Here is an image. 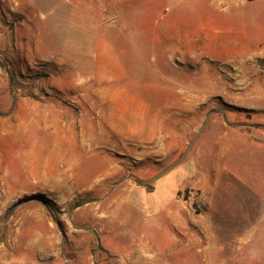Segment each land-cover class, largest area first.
<instances>
[{
	"label": "rangeland",
	"instance_id": "374dc122",
	"mask_svg": "<svg viewBox=\"0 0 264 264\" xmlns=\"http://www.w3.org/2000/svg\"><path fill=\"white\" fill-rule=\"evenodd\" d=\"M0 59V264H264V216L203 211H264V156L182 184L178 226L161 187L197 139L137 182L212 110L264 144V0H0Z\"/></svg>",
	"mask_w": 264,
	"mask_h": 264
},
{
	"label": "crops",
	"instance_id": "0c3cea01",
	"mask_svg": "<svg viewBox=\"0 0 264 264\" xmlns=\"http://www.w3.org/2000/svg\"><path fill=\"white\" fill-rule=\"evenodd\" d=\"M227 113L232 116L235 115L236 112L228 111ZM233 123L234 124L224 128L216 126L218 129L213 127L202 130L196 140L193 158L189 161L183 160L184 163L179 169L180 171L177 177L171 180L168 186L161 187L164 198L161 204V211H164L163 214L165 218H167V215H170L169 211H173V213L178 216L179 219H176L174 225L178 226L179 223H181L180 220L183 214L181 201L175 196L182 184L199 186L202 187L203 190L215 192L224 174H235L240 178L242 177L238 173L237 168H235L233 159L229 158L240 157L242 155L264 156V144L255 142L251 135L253 132L245 128V126L254 124L255 122H243L245 125L236 124V122ZM256 130L257 128H253L252 131ZM181 162L182 161L179 163ZM224 178L227 183L231 181V178L227 176ZM241 179H243V177ZM256 189L259 190L257 186L255 187V191ZM258 193H260V191ZM223 208H225V210L222 212ZM223 208L220 209L218 204L204 206V215L207 217L210 215L212 216L216 212H221L220 214H222L224 219L240 218L241 222L246 220L245 223L249 220V224L262 223L256 220V218L258 219L264 216L262 206L260 209L251 204L238 203L235 205H225ZM253 218H255L254 221L252 220Z\"/></svg>",
	"mask_w": 264,
	"mask_h": 264
},
{
	"label": "water",
	"instance_id": "95a60500",
	"mask_svg": "<svg viewBox=\"0 0 264 264\" xmlns=\"http://www.w3.org/2000/svg\"><path fill=\"white\" fill-rule=\"evenodd\" d=\"M214 111H216V110H212V111L208 112V114L206 115V118L204 119L202 125L196 131V133L194 134L193 138L189 142V144L186 147V149L181 153V155L176 160H174L171 164H169L168 166H166L164 169H162L159 173H157L153 177H151L149 179H139L137 182L139 184H142V185L150 184V183L154 182L155 180H157L159 177L163 176L166 172H168L169 170H171L175 165H177L185 157V155L187 154V152L190 150V148L194 144L195 140L198 138V136L202 132L204 126L206 125V123L208 121L209 114L211 112H214ZM222 115H223L224 119H226L224 113H222Z\"/></svg>",
	"mask_w": 264,
	"mask_h": 264
},
{
	"label": "trees",
	"instance_id": "16d2710c",
	"mask_svg": "<svg viewBox=\"0 0 264 264\" xmlns=\"http://www.w3.org/2000/svg\"><path fill=\"white\" fill-rule=\"evenodd\" d=\"M0 64H3L2 60L0 59Z\"/></svg>",
	"mask_w": 264,
	"mask_h": 264
}]
</instances>
